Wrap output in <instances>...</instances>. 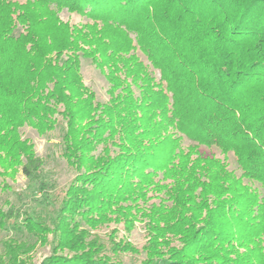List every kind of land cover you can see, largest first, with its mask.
I'll return each mask as SVG.
<instances>
[{
	"label": "trees",
	"instance_id": "trees-1",
	"mask_svg": "<svg viewBox=\"0 0 264 264\" xmlns=\"http://www.w3.org/2000/svg\"><path fill=\"white\" fill-rule=\"evenodd\" d=\"M25 126L77 175L50 219L5 201L0 264H264V0H0V197L46 187Z\"/></svg>",
	"mask_w": 264,
	"mask_h": 264
},
{
	"label": "rangeland",
	"instance_id": "rangeland-1",
	"mask_svg": "<svg viewBox=\"0 0 264 264\" xmlns=\"http://www.w3.org/2000/svg\"><path fill=\"white\" fill-rule=\"evenodd\" d=\"M60 15L62 19L69 20L73 23L84 20L77 15H70L66 10L61 12ZM81 66L84 80L96 93L97 100L106 101L109 98L107 95L109 85L102 72L98 70L89 59H83ZM156 75L159 76L157 71ZM21 132L23 138L30 139L35 145L36 154L45 160L42 174L46 187L42 189L40 183L30 182L22 173H19L16 176L14 190L0 197V207H3L4 210H8L10 206L5 205V201L9 200L20 213L43 214L44 216L48 215L47 217L50 219L54 216L55 210L57 209V199L62 197L67 186L77 175V171L68 165L67 161L61 156V128H58L48 135H40L35 129L28 126H25ZM189 143L190 142L186 140L185 144L188 145ZM201 150L208 153H219L215 148L207 149L201 147ZM229 158L231 168L237 169L233 155H229ZM104 232H107V230L105 229ZM121 235H123V232ZM11 237L24 239L25 235L17 234L12 229L2 230L0 228V247H2V241ZM129 239L136 246L141 247L146 241L144 228L139 225L137 229L130 234ZM50 254L51 245H38L36 250L32 252L33 259L31 263L40 264Z\"/></svg>",
	"mask_w": 264,
	"mask_h": 264
}]
</instances>
